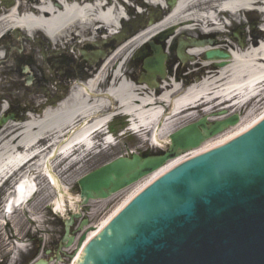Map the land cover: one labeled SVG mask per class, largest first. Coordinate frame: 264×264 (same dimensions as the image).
<instances>
[{
    "label": "bare ground",
    "instance_id": "1",
    "mask_svg": "<svg viewBox=\"0 0 264 264\" xmlns=\"http://www.w3.org/2000/svg\"><path fill=\"white\" fill-rule=\"evenodd\" d=\"M146 1L152 5L164 7L167 4L166 0ZM254 5H259V9L264 14V0H178L177 6L162 22L141 31L142 33H139L130 43H125L107 59L98 77L90 80L85 86L81 85V88L73 90L67 100L49 107L41 117L33 116L25 125H11L3 131L0 135V184L2 182L6 184V179L14 178L9 183L11 188L6 189L5 218L8 214V217L15 215L19 208L26 206L27 202L36 195V191L41 193V188H47L56 193L53 201L55 211L59 214H66V199L70 201L73 209L77 205L75 210L79 214L81 212L84 214L83 205H78L80 197H75L69 192L68 187L55 172L56 164L63 165L70 161L72 156L76 157L72 160H82V157H77L79 153L76 151L82 150L83 145H93L90 131L103 128L117 111L119 114L131 115L133 130L138 131L141 136L152 133L153 144L165 148L178 125L196 120V109L191 108L194 105L198 103L206 104L205 106L212 105L211 108L206 109L204 113L206 115H210L217 108L220 116L227 112L240 114L244 99L254 94L263 96L264 42L257 45L255 37L253 40L250 39L251 45L247 49L235 47L231 50L232 60L219 72L210 73L205 81L186 91H181L179 85L167 86L160 100H155L151 94L141 95L143 90L125 79V75L121 73L124 61L129 59L126 51L145 43L158 31L170 26L180 27L177 34L194 31L196 28L209 30L216 27L215 30L222 31L223 26L215 24L219 20L220 13L216 9L230 10L239 15L253 8ZM126 8L121 0L22 1L18 2L14 8L5 10L0 17V36L4 32L15 29L30 36L40 33L51 42L57 43L59 36L64 35L63 41H65L68 38L67 34L71 33V41L90 37L91 39L87 42L95 39L96 46L103 49L107 42L99 34L106 33L110 36L109 33L116 30L122 17L127 15ZM145 21L142 19L141 23ZM98 26L99 29L96 32L95 27ZM18 35L23 36V33ZM261 36L264 37V33ZM64 44L67 46L66 43ZM229 46L232 48V45ZM218 48L222 49V46ZM209 49L213 47L197 48L192 51V54L197 57ZM86 55L91 56L88 53ZM111 70L114 73L108 74ZM110 82L111 88L106 96L98 92L99 86L109 85ZM169 101L171 104L165 106L170 111L167 114L160 105ZM229 101L233 104L220 110ZM257 107L248 116L241 115V123L238 126L210 140L201 148L192 151L190 155L199 154L206 149L226 143L256 125L264 117V112L257 116L255 112ZM220 116L211 117L210 120L220 119ZM246 118L251 120L245 122ZM67 130L68 133L65 134ZM44 142L46 147L42 145ZM183 159L181 157L172 160L162 169L131 187L130 189H134V192L99 226L94 227L95 230L89 233L85 242L101 231L140 191ZM34 161L35 163L29 167V164ZM69 169L71 167L67 166V171ZM43 181L46 184H43ZM19 249L23 252L25 250L24 246H19Z\"/></svg>",
    "mask_w": 264,
    "mask_h": 264
},
{
    "label": "water",
    "instance_id": "2",
    "mask_svg": "<svg viewBox=\"0 0 264 264\" xmlns=\"http://www.w3.org/2000/svg\"><path fill=\"white\" fill-rule=\"evenodd\" d=\"M153 49L145 70L163 74L165 56ZM206 59L231 55L215 49ZM238 122L234 115L209 126L204 118L173 134L164 155L109 163L79 181L82 204L111 198ZM78 264H264V120L154 181L87 244Z\"/></svg>",
    "mask_w": 264,
    "mask_h": 264
},
{
    "label": "rangeland",
    "instance_id": "3",
    "mask_svg": "<svg viewBox=\"0 0 264 264\" xmlns=\"http://www.w3.org/2000/svg\"><path fill=\"white\" fill-rule=\"evenodd\" d=\"M27 1H31V0H27ZM135 2H137V4L139 6H142L144 8V6H147V4H145L143 2V0H135ZM141 2V3H140ZM137 6V5H135ZM137 12L133 10V17L136 19L135 21H138V17ZM147 13L150 14V11H147ZM136 14V15H135ZM132 15V12H131ZM135 15V16H134ZM130 18L132 21H134V18ZM142 17V16H141ZM144 17H148V16H144ZM247 17V16H246ZM246 17L241 14L240 15V19H242V23H246ZM248 18V17H247ZM253 19H261L262 16H260L259 14H255L253 17ZM249 21V20H248ZM250 22V21H249ZM251 24V23H250ZM142 25V24H141ZM237 24H235L236 26ZM140 26V25H139ZM142 26H140L139 28H141ZM238 27V26H237ZM128 34L125 38H123V40L121 42H119L118 45V49L120 47H122V45H124L125 43H130V41H132L133 38H131V33L134 30V27L132 25H130ZM137 28V27H135ZM242 33L245 35H248L250 30L249 28H247V26L244 28H241ZM143 29H138L137 32L135 33L138 34L139 32L143 31ZM97 32V30H96ZM226 33V32H225ZM240 33V32H237ZM97 34V33H96ZM200 34L199 31L197 32H193V33H186L183 34V36L185 37H192V38H196L198 37ZM233 34V33H230ZM100 35V34H99ZM97 36V35H96ZM103 37H106L105 35H102ZM12 37V36H11ZM133 37V36H132ZM10 36L6 37V41L8 42V44H6V41H3V46L2 49H8L10 50L9 53H7L6 58H3L4 60H1L3 64V66H8L11 62H13L15 59V56H18L19 54L16 52V48H22L24 50V52H29L30 50H35V61H39V62H43L44 57H42L41 55V51H49L50 52V45L44 41L43 39V45L37 49L35 46V43H30L28 41H18L16 44L13 41V38H10ZM131 38V39H130ZM9 39V40H7ZM21 39V38H20ZM88 39H91L90 37H85L83 39H77L75 42H70L69 45L64 48V46H62L61 48L59 47H55L56 51L58 52H62L64 53V56H69V58H71L72 64L75 62H79V68L77 70H75V74L79 75L80 78L82 76H84V74L87 73V71L94 67L95 64H85L88 61H84L83 60V50L87 51L88 53H92V51L99 49L98 47H93V43H91L92 41L94 42L95 39H93L92 41L87 42ZM107 39V38H106ZM71 35L68 36V41H71ZM115 39L112 38L111 42H109L108 44H105L104 48L108 49L111 45H113L115 42ZM217 40L219 42L225 41V40H229L227 39V37L224 38L223 37H218ZM250 37L247 39V41L249 42ZM234 43V42H233ZM237 46H239V44L235 43ZM117 49V50H118ZM138 49V46H134V48H130L128 51H126V55L129 56V59L127 61V64L124 65V72H126L130 75H132L133 73L138 72L136 69L133 68V57L134 54L136 53ZM37 52V53H36ZM48 55V52L46 53ZM111 53L108 52V56H110ZM50 62V60H48ZM51 63V62H50ZM74 63V64H75ZM46 65V63H45ZM52 66H54L52 64ZM90 67V68H89ZM47 70V69H46ZM73 73V75H75ZM50 75V74H49ZM130 79L133 80L130 76ZM8 81V79L6 80ZM42 98L41 94H33L31 96H36L35 98ZM68 96V93H66L65 97L66 98ZM25 100L27 98H24ZM250 108V107H249ZM248 108V109H249ZM217 112V111H216ZM215 113V112H214ZM261 113V112H260ZM259 113V114H260ZM241 114L243 115V117L248 116L249 114H246V112L244 113V111H241ZM259 114H257V116H259ZM26 117V116H24ZM196 120L200 119L201 117H203V114L201 112H199L198 114H196ZM195 120V119H194ZM195 120V121H196ZM249 120H251V118H246L245 122H248ZM123 120H117L114 122L113 126L116 130V132L120 131L123 124L122 123ZM192 122H183L181 125H178L176 129V131L188 124H190ZM5 128H9L8 126ZM236 133V131L234 132ZM2 134V133H1ZM0 134V135H1ZM143 138V140L141 139ZM140 138L136 137V136H129L123 140H121L120 144L110 150H107L106 152H102L99 155H96L94 157H90L91 159L87 158L85 161H82L81 163L72 166V168L67 171V166L64 167H59L58 169V173L61 176L62 182L67 186L70 187L71 189V193L72 195L76 196L79 193V188L77 186V181L85 176L86 174L106 165L107 163L123 156L126 155V152L129 151L130 149H137L139 152H144L147 150V148H149V144L150 142L148 141H144V138H150V136H140ZM217 142V141H215ZM213 142V143H215ZM164 149H168V146H165ZM154 152L159 151V149H153ZM57 166V164H56ZM134 192V189H128L127 191H125L124 193H121L115 197H113L111 200L107 201V202H100V203H95L94 204V209H96V214H94V216L89 217V219H91V225H99L101 224L107 217H109L114 210H116V208L122 204L129 195H131ZM56 193L54 191L51 190H46L44 189L43 192H41V194H39V196H37L34 200V209H32V211L30 213H26V212H17L15 215L11 216L9 218V222L7 225H5V218L3 216V213L1 212V205L4 202V198H3V193H0V264H28V262L30 261L29 259L31 258V250L30 248L33 247V245L30 244V241L27 240V238H29V231H33L34 228H36V231L38 232V236L37 239L39 237H42V240L44 241H49L50 236H51V232L54 230V226L55 224L60 221V220H55L52 222V217L55 216L51 213V211L49 209H47L46 207L48 206L49 202L51 200L54 199ZM43 216L42 217V221H45V219L48 218L49 222H36L35 224L30 220V217H36V216ZM48 216H51V220L49 219ZM7 222V220H6ZM38 223V224H37ZM37 224V225H36ZM48 224L49 225V229L47 230L49 232L47 233H40L39 229L40 228H44L45 225ZM58 224V223H57ZM29 228H31L29 230ZM46 228V227H45ZM19 246H24V249H26L25 253H22V251L19 249Z\"/></svg>",
    "mask_w": 264,
    "mask_h": 264
},
{
    "label": "flooded vegetation",
    "instance_id": "4",
    "mask_svg": "<svg viewBox=\"0 0 264 264\" xmlns=\"http://www.w3.org/2000/svg\"><path fill=\"white\" fill-rule=\"evenodd\" d=\"M15 0H13V3ZM4 5L0 0V16L4 13ZM177 41L169 52V59L167 63V74L169 76H175L177 79L182 80L183 86L190 84L199 78L202 74L210 70L216 72L217 67L212 66L210 69L203 67L199 62L195 64H184L180 61L176 52ZM18 54L23 53L22 50L17 51ZM153 53L150 48L147 49V56H151ZM14 61L8 66H3L0 73V100L1 102L9 103V110L6 113V117H11L14 120L22 119L24 113L28 111H41L46 106L54 105L59 101H62L64 95L68 92V77L66 68L60 66L59 68L49 70L50 76L46 75L45 62L42 64L36 62L32 56L24 57L22 55L15 56ZM177 65V66H176ZM176 66V68H175ZM25 67H28V72L25 71ZM133 67L137 69L138 74H135L134 78H138L144 74L141 62L135 61ZM26 72V73H25ZM55 76L58 77L56 81ZM8 79V81H6ZM31 80V83H29ZM3 81V82H1ZM139 82V81H138ZM41 94L42 100L36 101V96L33 94ZM161 91L158 90L157 94ZM39 96V95H38ZM24 98H27L26 100ZM37 103V104H36ZM37 108V109H36ZM3 125H0V129ZM81 221L76 220L71 227L72 234L80 227ZM67 234L66 221L63 223L58 222L52 237L49 242L43 245V254L47 255V249L51 250V256L55 259H59L62 256V248L64 246V237ZM41 247L42 242L36 244L37 248ZM35 254V253H34ZM32 255L34 259L35 255ZM64 256V254H63Z\"/></svg>",
    "mask_w": 264,
    "mask_h": 264
},
{
    "label": "trees",
    "instance_id": "5",
    "mask_svg": "<svg viewBox=\"0 0 264 264\" xmlns=\"http://www.w3.org/2000/svg\"><path fill=\"white\" fill-rule=\"evenodd\" d=\"M145 156H147V155H145Z\"/></svg>",
    "mask_w": 264,
    "mask_h": 264
}]
</instances>
